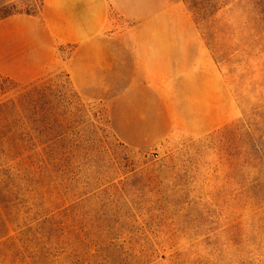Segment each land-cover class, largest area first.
Returning <instances> with one entry per match:
<instances>
[{
    "label": "rangeland",
    "instance_id": "obj_1",
    "mask_svg": "<svg viewBox=\"0 0 264 264\" xmlns=\"http://www.w3.org/2000/svg\"><path fill=\"white\" fill-rule=\"evenodd\" d=\"M42 1L0 0V20ZM182 1L219 80L207 130L199 114L115 129L110 100L135 73L119 27L58 45L36 80L1 79L0 104L49 90L32 140L0 139V264H264V0Z\"/></svg>",
    "mask_w": 264,
    "mask_h": 264
},
{
    "label": "crops",
    "instance_id": "obj_2",
    "mask_svg": "<svg viewBox=\"0 0 264 264\" xmlns=\"http://www.w3.org/2000/svg\"><path fill=\"white\" fill-rule=\"evenodd\" d=\"M118 27L135 73L110 100L115 129L151 131L159 116L187 123L195 114L204 120L202 130L211 128L219 80L182 0H43L37 15L0 20V81L36 80L53 67L58 45L86 49Z\"/></svg>",
    "mask_w": 264,
    "mask_h": 264
},
{
    "label": "trees",
    "instance_id": "obj_3",
    "mask_svg": "<svg viewBox=\"0 0 264 264\" xmlns=\"http://www.w3.org/2000/svg\"><path fill=\"white\" fill-rule=\"evenodd\" d=\"M48 90L43 80L34 81L21 87L14 97L0 104V139H4L7 134H12L22 141L32 140L30 131L35 123L34 116L37 114L33 112L37 107L35 106L36 99L46 100ZM66 91V88L62 87V91L56 95V99L60 102L65 101ZM73 96L79 102V96L75 92H73ZM42 105L46 106V102H43ZM44 106H42V112H45Z\"/></svg>",
    "mask_w": 264,
    "mask_h": 264
}]
</instances>
